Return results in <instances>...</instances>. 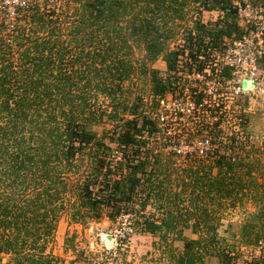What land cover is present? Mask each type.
I'll return each mask as SVG.
<instances>
[{
  "label": "trees",
  "instance_id": "obj_1",
  "mask_svg": "<svg viewBox=\"0 0 264 264\" xmlns=\"http://www.w3.org/2000/svg\"><path fill=\"white\" fill-rule=\"evenodd\" d=\"M232 1L64 0L56 11L49 0H36L19 12L11 31L0 14V254L8 256L6 261L0 256V264H57L45 244L60 213L69 210L81 224L102 214L114 221L136 192L140 208L150 202L160 213L158 220L138 224L179 264H208L212 258L216 264H234V246H249L264 236V176L257 181L254 175L259 168L263 175L264 165L255 143L245 142L248 114L241 126L244 139L228 140L231 156L181 168L160 166L156 156L155 175L143 171L147 151H140L143 141L134 137L138 123L153 129L155 121L143 113L141 93L131 98L142 86L132 88L133 76L153 92H163L173 81L178 50L169 42L177 35L196 47L206 36L239 35ZM202 9L224 11L212 23L215 30L201 22ZM134 47L139 58L132 56ZM158 58L166 64L164 83L151 67ZM102 102L110 108L108 118L122 120L107 137L123 146V161L112 167L105 161L106 134L89 129L101 118ZM116 171L121 175L113 178ZM245 199L259 208L239 226V239L221 235L222 209ZM183 229L196 237H184ZM168 236L182 241L177 255ZM81 253L74 259L84 260Z\"/></svg>",
  "mask_w": 264,
  "mask_h": 264
},
{
  "label": "built area",
  "instance_id": "obj_2",
  "mask_svg": "<svg viewBox=\"0 0 264 264\" xmlns=\"http://www.w3.org/2000/svg\"><path fill=\"white\" fill-rule=\"evenodd\" d=\"M35 1L0 0V14L7 31L13 28L19 12L28 9ZM231 6L241 31L239 35L214 39L206 36L203 44L197 47L193 44L189 46L181 35L176 36L174 47L169 43L170 49L178 50L172 59L170 71L173 81L163 92L155 93L148 88L142 101L143 113L155 121V127L141 128L138 123L134 134L135 138L143 141L140 151H147V164L153 165L155 154L154 148L148 145V139L158 140L154 144H159L164 153L171 156L173 164L178 166L206 163L218 156H231L233 145L230 146L228 140L231 137L244 139L241 134L243 115L251 112L256 95L262 97L261 107L264 110V0L258 3L233 0ZM223 12L202 9L201 22L206 29L215 30L212 23ZM178 34H182L181 29ZM157 60L162 64L158 73L164 83L166 64L161 58ZM245 80L249 81L246 88ZM161 143L165 145V150ZM138 159L142 160L141 153ZM149 170L144 164L143 171L148 173ZM128 218L125 215L118 222L119 227L114 233L115 248L133 230ZM245 247L239 248L244 250ZM249 252L248 257L242 256L247 260L244 264L264 259V240L258 239L249 245ZM230 255L234 256V253ZM238 258H235V264H238ZM88 262L99 264L90 258Z\"/></svg>",
  "mask_w": 264,
  "mask_h": 264
},
{
  "label": "rangeland",
  "instance_id": "obj_3",
  "mask_svg": "<svg viewBox=\"0 0 264 264\" xmlns=\"http://www.w3.org/2000/svg\"><path fill=\"white\" fill-rule=\"evenodd\" d=\"M63 1L64 0H49V6L52 8L54 7V10L59 11V9L62 8ZM175 41H171L169 43H172V46L174 47L173 42ZM133 49L132 56L134 58H139L141 52L136 47ZM152 65L151 66L153 69H162L160 60H156L154 63H152ZM135 77L136 76H133L130 81V85H133L132 88H135L136 85L142 86L140 92H136V90L133 91L131 98L135 96L136 93H141L140 98L143 101L145 99V93L148 91V84H145L144 81L141 80L140 82L139 80L137 81ZM262 101L263 100L260 95L255 96L253 106H251V112L248 113L247 116L248 121L246 122V130L249 137H247L245 142L247 141L249 143H255L254 145L257 147L256 154L260 159V164L264 165V136L261 138L259 136L261 132L264 133V110L261 107ZM100 105L101 118L97 123L89 126V129L94 131L97 135H102L103 133L106 134L104 136V143L108 148H106L104 151L105 161L106 165H110V167H112L116 161H123V151L119 146H116L115 141L110 142L107 137H109L113 126L119 127V124L122 123V120H114V118L110 117L108 118L107 113L110 111V108H103L106 105V102H102ZM122 116L127 117L125 113L122 114ZM143 139L146 140L145 137H143ZM154 142L159 141L156 139H148V145L154 148L153 153H155L153 155L154 160L152 163H154L156 156H160L159 159L162 162L160 163V166L163 165L164 167V165L167 164L172 168L184 167L182 165L178 166L177 164H172L169 162L166 163L165 161L168 160L171 162L173 161L171 156L164 153L162 147L159 144H154ZM161 144L165 150V145L163 143ZM150 166L151 164H147L145 162V167H148L150 169L149 171H151L154 175L158 174V171L152 167L153 165L151 168ZM261 169L262 168H259V173L254 172L257 181H263L264 174L259 175L261 173ZM82 175H88L87 170H84ZM112 175H114L112 177L115 178L121 174L116 171ZM134 197L135 199L125 206L127 210L119 214L114 221L108 220L104 214H102L100 219H90L81 224L74 222L70 218L69 210H65L64 212L60 213L58 215L52 236L45 244V253L56 257L57 264H89V258L91 260L97 261L99 264H105V262L107 264H114L116 262H119L118 264H177L178 262H175V257H168V251H166L167 247L165 248L161 241H157L155 236H151L150 234L143 231L140 224H138L139 222H142L143 219L158 220L157 217H159L160 213L157 211L156 205L150 204V202H148L143 208H140L138 201L141 199V194L136 192ZM182 205L185 206L186 204ZM257 208H259L257 202H254L251 199H245L241 205H237L234 208H223L221 224L218 229L219 233L229 238L231 237L230 235L233 234L235 240L237 241L239 239V226L247 221L248 215L255 212ZM108 210L109 208H106L104 211ZM125 215H128V220L132 223L133 230H131L132 232L127 235V239L115 248L116 243L114 240V233L119 227L118 222L121 218L123 219ZM192 222L193 220L190 219L188 224H191ZM227 223H229L230 226H227ZM183 235L186 238L196 237V234L190 233L189 229H183ZM70 238H72L71 241L69 240ZM259 239L264 240V236H261ZM65 240H69V242H65ZM167 240L171 244L170 246L173 250V253H175L174 255H177L182 249V241L176 238H170L169 236L167 237ZM235 248H237V253L240 256V258L237 260L238 264H244V261L247 262L246 258L244 260L242 256L248 257L251 254L250 252L247 253L248 246L245 247L244 250H240L239 247L234 246L233 249ZM77 251L82 252L81 257H84V260L81 258L79 260L74 259ZM0 256L1 261H6L8 258L7 255L0 254ZM258 261V264H264V259ZM235 262L236 261H234V264ZM208 264H216L215 259H210ZM253 264H257V262H253Z\"/></svg>",
  "mask_w": 264,
  "mask_h": 264
},
{
  "label": "water",
  "instance_id": "obj_4",
  "mask_svg": "<svg viewBox=\"0 0 264 264\" xmlns=\"http://www.w3.org/2000/svg\"><path fill=\"white\" fill-rule=\"evenodd\" d=\"M248 85H249V81H248V80H245V82H244V86H245V88H246Z\"/></svg>",
  "mask_w": 264,
  "mask_h": 264
},
{
  "label": "crops",
  "instance_id": "obj_5",
  "mask_svg": "<svg viewBox=\"0 0 264 264\" xmlns=\"http://www.w3.org/2000/svg\"><path fill=\"white\" fill-rule=\"evenodd\" d=\"M242 246H243V245H242ZM245 246H246V245H245ZM240 247H241V246H240ZM238 257H240L239 254H238Z\"/></svg>",
  "mask_w": 264,
  "mask_h": 264
}]
</instances>
